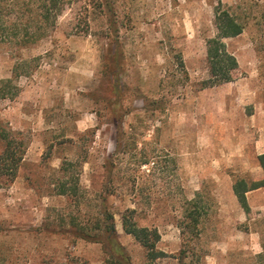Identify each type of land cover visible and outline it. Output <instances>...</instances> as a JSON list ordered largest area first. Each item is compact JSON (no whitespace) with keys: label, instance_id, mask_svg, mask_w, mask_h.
I'll return each mask as SVG.
<instances>
[{"label":"rangeland","instance_id":"1","mask_svg":"<svg viewBox=\"0 0 264 264\" xmlns=\"http://www.w3.org/2000/svg\"><path fill=\"white\" fill-rule=\"evenodd\" d=\"M111 5L71 0L47 39L25 48L0 39V129L25 147L17 179L0 182V264H105L102 244L77 238L72 221L98 218L109 157L108 204L133 264H181L179 209L197 192L208 217L182 264H264V211L245 220L233 192L263 174L264 0ZM218 9L244 26L226 40L239 70L203 90ZM65 179L77 180L80 201L58 195ZM127 208L160 232L165 258L149 263L124 232Z\"/></svg>","mask_w":264,"mask_h":264},{"label":"trees","instance_id":"2","mask_svg":"<svg viewBox=\"0 0 264 264\" xmlns=\"http://www.w3.org/2000/svg\"><path fill=\"white\" fill-rule=\"evenodd\" d=\"M83 1H85L86 8L92 6L96 9H103L105 5L109 12L113 11L111 0ZM70 4L71 0H0V39L22 48L36 45L51 36L57 29L60 17ZM214 25L216 35L208 39L206 43L209 77L201 84L203 90L233 82L239 70L238 59L228 49L226 40L240 36L244 32V26L228 10L222 9L216 11ZM116 128L118 135L116 152H120L121 124L118 123ZM1 141L4 148L0 154V182L9 185L18 177L25 155V147L23 141L4 128L0 129ZM258 161L264 171V154L258 156ZM105 169L107 181L101 194V209L98 218L84 225L72 221L73 232L79 239L102 244L106 256L105 264H133L131 255L119 240L116 213L110 210L108 204L109 196L115 193L111 189L114 183V161L111 157L107 159ZM259 188H264V177L260 181L251 183L239 180L233 186L239 204L247 213L250 212V207L246 194ZM57 193L60 196L73 197L80 201L75 179H65L59 183ZM179 213L178 227L182 230L184 245L188 246L187 250L181 253L180 262L182 264L191 250V240L201 235V225L208 217V207L205 204L203 193L197 192L193 199H186ZM120 216L124 232L132 236L146 250L149 263L166 257V254L158 249L161 241L160 232L156 228L140 227L136 219V209L127 208L120 213Z\"/></svg>","mask_w":264,"mask_h":264},{"label":"crops","instance_id":"3","mask_svg":"<svg viewBox=\"0 0 264 264\" xmlns=\"http://www.w3.org/2000/svg\"><path fill=\"white\" fill-rule=\"evenodd\" d=\"M263 154H264V152L263 153H260L259 156H261ZM259 168L262 169L261 166H259ZM262 171H263V169H262ZM263 177H264V171H263V174H262V177L261 178L263 179ZM233 192H234V189H233ZM259 192H261L263 194L264 193V188H259V189L251 190V191L247 192L246 196H247L248 204H249V207H250V212L247 213L242 208V210L244 212V218H245V220H247V218L250 217V215H251L252 212H257L260 215L261 212L264 211V200H256L255 198H253L255 195L259 194ZM234 195H235V193H234Z\"/></svg>","mask_w":264,"mask_h":264}]
</instances>
